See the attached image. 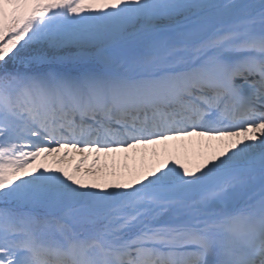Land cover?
I'll return each mask as SVG.
<instances>
[{
    "label": "snow or ice",
    "instance_id": "snow-or-ice-1",
    "mask_svg": "<svg viewBox=\"0 0 264 264\" xmlns=\"http://www.w3.org/2000/svg\"><path fill=\"white\" fill-rule=\"evenodd\" d=\"M0 264H264V0H0Z\"/></svg>",
    "mask_w": 264,
    "mask_h": 264
}]
</instances>
